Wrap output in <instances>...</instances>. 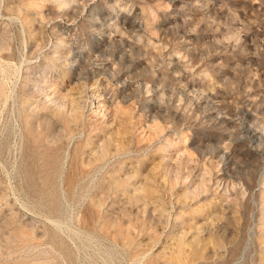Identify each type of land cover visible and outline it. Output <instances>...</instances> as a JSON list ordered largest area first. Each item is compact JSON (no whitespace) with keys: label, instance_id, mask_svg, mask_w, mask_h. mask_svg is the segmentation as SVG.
I'll return each mask as SVG.
<instances>
[{"label":"rangeland","instance_id":"obj_1","mask_svg":"<svg viewBox=\"0 0 264 264\" xmlns=\"http://www.w3.org/2000/svg\"><path fill=\"white\" fill-rule=\"evenodd\" d=\"M0 264H264V0H0Z\"/></svg>","mask_w":264,"mask_h":264},{"label":"bare ground","instance_id":"obj_2","mask_svg":"<svg viewBox=\"0 0 264 264\" xmlns=\"http://www.w3.org/2000/svg\"><path fill=\"white\" fill-rule=\"evenodd\" d=\"M92 105V104H91ZM91 105H90V107H91Z\"/></svg>","mask_w":264,"mask_h":264}]
</instances>
